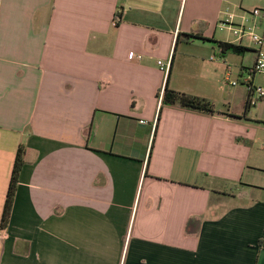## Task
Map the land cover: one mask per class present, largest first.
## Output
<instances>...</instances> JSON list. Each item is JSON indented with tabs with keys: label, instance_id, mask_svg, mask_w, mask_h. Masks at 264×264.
<instances>
[{
	"label": "crops",
	"instance_id": "0c3cea01",
	"mask_svg": "<svg viewBox=\"0 0 264 264\" xmlns=\"http://www.w3.org/2000/svg\"><path fill=\"white\" fill-rule=\"evenodd\" d=\"M238 7L264 0H0V264H264L260 48ZM167 82L216 113L163 105Z\"/></svg>",
	"mask_w": 264,
	"mask_h": 264
},
{
	"label": "trees",
	"instance_id": "16d2710c",
	"mask_svg": "<svg viewBox=\"0 0 264 264\" xmlns=\"http://www.w3.org/2000/svg\"><path fill=\"white\" fill-rule=\"evenodd\" d=\"M183 36L185 37L186 41H191L194 38H201L192 35H183ZM178 40L180 41V37ZM213 42L217 44L218 48L223 54L228 52H234L240 54L243 53L245 50H247V48L245 47L235 45L232 43L217 42V41H213ZM162 102L163 105L179 106L184 109L194 110L206 114L213 115L216 113V107L214 103L211 102L210 100L175 91L169 87L168 82L164 89ZM23 166H24V149L20 147L16 156L11 180L7 191L6 201L4 205V211L1 221V227L3 229H5L10 222L11 210L16 195L17 184L19 182V177L23 169Z\"/></svg>",
	"mask_w": 264,
	"mask_h": 264
},
{
	"label": "built area",
	"instance_id": "2783aa9c",
	"mask_svg": "<svg viewBox=\"0 0 264 264\" xmlns=\"http://www.w3.org/2000/svg\"><path fill=\"white\" fill-rule=\"evenodd\" d=\"M252 15L255 17H259V16H264V11L259 9V8H255L252 10ZM233 17L231 16V19ZM235 28V34L240 35L241 38L247 36L253 43H255L256 45L259 46L260 48V52H259V57L257 59L256 65L253 69L254 73H262L264 74V35L260 36L257 34H254L251 31H248L245 27H234ZM237 82H234L233 85H236ZM248 88L251 92H255L256 96L258 98H264V89L261 87H256V85H254L253 83L249 82L248 83Z\"/></svg>",
	"mask_w": 264,
	"mask_h": 264
},
{
	"label": "rangeland",
	"instance_id": "374dc122",
	"mask_svg": "<svg viewBox=\"0 0 264 264\" xmlns=\"http://www.w3.org/2000/svg\"><path fill=\"white\" fill-rule=\"evenodd\" d=\"M242 0H236V2H238V4H240ZM239 11L237 12L238 14H245L247 16L246 20H240L238 18H235L236 21H240V22H244V24H237V26H241V27H245L248 31L253 32L254 34L260 35L262 36L263 34H261V26H257L254 24V16L252 15V10L250 12H247L244 9H241L240 7H238ZM262 10V9H261ZM248 11V10H247ZM264 11V10H263ZM233 13V12H232ZM233 81H236V78L233 79ZM232 82L228 83L229 87H232ZM244 84H242L241 82L239 83V86H243ZM255 85L256 87H261L264 89V74L262 73H257L256 75V80H255ZM240 87H237V89Z\"/></svg>",
	"mask_w": 264,
	"mask_h": 264
}]
</instances>
